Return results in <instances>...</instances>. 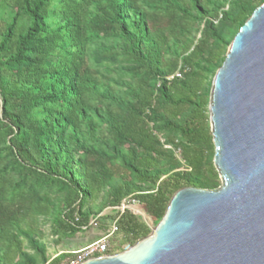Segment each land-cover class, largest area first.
I'll return each instance as SVG.
<instances>
[{"label":"trees","instance_id":"trees-1","mask_svg":"<svg viewBox=\"0 0 264 264\" xmlns=\"http://www.w3.org/2000/svg\"><path fill=\"white\" fill-rule=\"evenodd\" d=\"M263 1L0 0V264H60L70 254L43 257L38 220L74 238L105 191L156 224L178 189H214L201 91L225 57L220 30L234 36ZM117 213L133 240L150 232Z\"/></svg>","mask_w":264,"mask_h":264},{"label":"water","instance_id":"water-1","mask_svg":"<svg viewBox=\"0 0 264 264\" xmlns=\"http://www.w3.org/2000/svg\"><path fill=\"white\" fill-rule=\"evenodd\" d=\"M208 113L221 186L178 189L146 236L80 264H264V1L213 75Z\"/></svg>","mask_w":264,"mask_h":264},{"label":"rangeland","instance_id":"rangeland-1","mask_svg":"<svg viewBox=\"0 0 264 264\" xmlns=\"http://www.w3.org/2000/svg\"><path fill=\"white\" fill-rule=\"evenodd\" d=\"M212 1L215 3L222 2V0H212ZM207 7L211 8L212 5H207ZM222 9L227 10L228 3L223 5ZM219 21H220V16L218 19L214 20V23L218 27L220 26ZM202 28H203V24L198 25L199 30L196 33V38H198L200 34L199 32ZM220 32L224 35L225 39L228 41V44H227V47H228L231 39L233 38L232 28L229 27V25H225L224 28L220 30ZM217 69L218 68H216V70ZM212 78H213V74L207 75V79L205 81V87L201 91V93L205 92L208 95L206 113L208 115L209 130H210V123H209L208 103H209V95H210V90H211ZM210 134H211V131H210ZM165 147L169 148L170 146L166 145ZM202 147L204 146L201 145V148ZM174 152H175L176 157L179 159L180 158L179 151L176 150ZM205 155H206L205 161L206 162L210 161L212 165L214 166V163H213L214 149L212 150L207 149V153ZM159 165L163 168L169 167V165L165 161H160ZM214 168H215V171L217 172V178L215 179V187H214V189H216V188H219L222 183H221L220 175L215 166ZM175 171L190 172L191 168L185 165L184 162H181V165L178 166L175 169ZM202 172H203V176H205L203 168H202ZM206 189H209V188H206ZM105 193L106 191L102 193V195L92 204L93 210L97 212L100 209V212L96 215V217L92 221H90V227L85 229V231L83 232L77 233L74 238L61 239L59 237H56L50 233L51 223L48 219L40 218L38 220L39 222L38 224L39 227H37L38 236L40 238L41 244L43 245V255H44L43 257L45 259L51 260L52 258L58 256L61 253L72 254L73 251L85 246L86 244L90 242L98 240L100 237H102L104 234L107 233V231L111 227L112 222L116 220L118 213L116 210H113L110 207L106 206V203L104 200ZM126 200L132 206L133 210L136 212L134 213V215L138 218V220L146 223L147 225L151 224L152 219L146 213L142 204H140L138 201H135L133 203L132 200L129 198ZM140 211L143 212L144 215H140L138 213ZM138 240H133L129 234L125 233L123 230H120L118 227V231L108 238V250H109L108 253L115 254V253L122 252L128 249ZM68 257H64L60 263L61 264L65 263ZM39 262H40V259H37V264H40Z\"/></svg>","mask_w":264,"mask_h":264},{"label":"built area","instance_id":"built-area-1","mask_svg":"<svg viewBox=\"0 0 264 264\" xmlns=\"http://www.w3.org/2000/svg\"><path fill=\"white\" fill-rule=\"evenodd\" d=\"M174 76L180 77L181 72L177 71L175 72L174 75L167 76V79H171ZM132 202L134 203L135 200H132ZM116 209L119 212V214L123 213L125 210H129L132 214L136 213L126 199H123L121 201V204ZM117 231H118V225L116 218V220L112 222L111 227L106 234H104L98 240L90 242L85 246L73 251L72 254H70V256L67 258V261H65V263L62 264H80L85 260L91 259L93 257L108 255L109 254L108 238Z\"/></svg>","mask_w":264,"mask_h":264},{"label":"bare ground","instance_id":"bare-ground-1","mask_svg":"<svg viewBox=\"0 0 264 264\" xmlns=\"http://www.w3.org/2000/svg\"><path fill=\"white\" fill-rule=\"evenodd\" d=\"M139 213V212H138Z\"/></svg>","mask_w":264,"mask_h":264}]
</instances>
